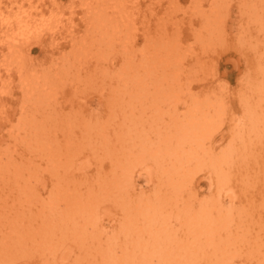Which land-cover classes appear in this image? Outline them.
<instances>
[{
	"label": "rangeland",
	"instance_id": "rangeland-1",
	"mask_svg": "<svg viewBox=\"0 0 264 264\" xmlns=\"http://www.w3.org/2000/svg\"><path fill=\"white\" fill-rule=\"evenodd\" d=\"M84 1L0 0V166L2 167V170L0 169V264L5 256L6 261L3 264H8L12 258L19 263L26 262V264H110V256L115 255L119 259L126 252H132L135 257H139V255L141 256L140 248L135 244H138L140 240L145 241L146 248L150 249L153 245L152 234L156 232L161 222L168 227V232L172 237L188 246L180 249L182 252L191 253V258H183L186 264H206L208 253L211 255V251H209L211 247L202 245L205 241L204 236L202 239H196L193 233L188 231V226L184 223V211L182 212L181 209L184 203L191 204L190 209H185L188 212L185 216L193 211L200 214L208 209H211L214 214L217 212L221 214L234 208L235 219L231 224L233 231L229 234L230 241L233 243L226 246L228 260H233V264H256L254 260L248 262L245 259L243 250L245 235L242 194L239 189V163L234 160L229 169V176L236 180V185H233L236 187L235 194L228 192V186L223 189L218 188L215 180L211 177L210 165L211 149H223L222 146H225L229 141L228 134L231 125L238 130L241 128L239 94L243 91L244 74L249 69V62L245 61V46L237 39L246 20V14L242 8L244 1L192 0V2L191 0H178L179 2H177V0H170L174 1L172 3L168 2L169 0H159L160 3H158V0L156 2L155 0H124L126 2L121 0L127 5L125 11L128 12L124 13L121 19L125 23L121 22V28H118L120 33L116 32L118 35H114L116 40L118 39V43H115L116 46L111 44L109 47H104L103 52L98 51L94 45L89 46L90 61L86 60L84 64L79 63L84 67V71L77 72L72 65L75 59L79 58L71 51L72 46L69 45V39L74 34L72 29L77 32L83 27L86 13ZM194 2L197 3L194 4ZM174 4L178 6L176 7ZM172 6L176 10L174 7L171 8ZM211 6L221 7V10L218 9L219 14L214 16L223 19L220 27L223 29L220 30H224L223 33H226L228 38L222 36L223 38L216 39L209 44V42L203 41L205 38L203 40L198 38L196 30L199 31V28L204 30L205 25V18L202 22V18L198 17L199 12H203L202 9L210 12ZM173 9L176 12L172 11ZM129 12L132 14L129 15ZM196 13L199 14L194 15ZM126 15L127 17L129 15L128 19ZM110 16H114L113 13H110ZM157 16L164 23L158 21ZM24 22L30 26L26 30L27 32L21 28L24 26ZM155 22H157L158 28ZM127 24L133 27H129V31L128 29L124 31L126 27L128 28ZM57 29L59 32L55 33ZM174 29L176 30L174 31ZM123 34H127L128 38L125 35L126 39H124ZM132 34L135 36L133 37L134 42L131 38ZM147 36L150 37L147 38ZM233 36L235 40H233ZM159 37L163 40L166 39L165 43L161 39L160 42L156 40ZM151 38H155V40H151ZM206 38L209 37L206 36ZM122 39L126 44L124 41H122L124 43L120 41ZM173 39H175V45L169 44L168 42L171 43ZM158 42L159 48H156ZM121 47L128 48V51L126 49L124 52ZM141 47L148 53L151 50L150 57L157 51L156 57L159 59L157 60L156 57L153 59L152 56L151 62L154 60L157 64L158 61H161L157 65L154 63L153 66L149 63L150 61L147 64L149 73L152 68L154 69L151 73L154 76L149 75L146 80L150 81L149 99L151 96H156L155 99L158 101L154 102L153 97L151 100H144L143 91H135L136 95H134V90V94L130 98L127 94L129 87L127 90L124 87L122 96L126 101L120 102V105L123 106L119 111L121 117H116L117 115L114 114L105 115L101 121L106 125L104 130L106 137L118 139V136L121 135L122 141L114 140L117 143L116 147H111L112 140L108 145H105L103 137L94 139L93 143L81 141L82 147L88 146V148H82L83 152L80 155V159L84 160V163L81 167L78 163H74L73 166L71 155L68 152V143L71 142L72 137L76 138L79 135V131L69 128V122H73L77 114L82 112L83 114L92 113L89 115L95 114L94 116H96L97 112L104 111V104H108V102H103L98 91L111 94L115 90V83L109 80L110 75L106 72L112 68V63L118 64L117 68H120L121 63L127 61L122 67H126L130 63L129 65L139 71L137 68L139 66L138 58L132 56H135V52L140 53ZM166 54L168 56L170 54L169 57L174 56L176 61L177 59L181 60L183 67L179 75L174 72L175 67L172 71L173 66L167 67L162 64ZM17 56L19 57L16 58ZM105 57L109 59L104 61ZM93 65L97 66L99 73L93 76L92 82L86 81L85 69H92ZM62 68H67L69 71L61 72ZM161 70H164L165 73L162 71V74ZM59 72L60 76H58ZM119 72L118 75H121V69ZM169 72L172 73L167 75ZM155 73L160 81L169 75L168 78L171 81L168 79L165 83L166 86L161 85L164 87L158 88L155 83L160 81L159 79L156 81L158 77H155ZM73 74L76 75V78L72 77ZM65 76L70 78L65 79V82L61 81V78ZM112 76H116V74ZM46 77L49 78H47L48 80L57 79L54 81V85L59 86L56 88L54 86L51 89L53 94L49 102L48 99L41 101V97H39V94L43 95V98L45 97L40 90L44 89L42 86H44L43 82ZM154 78L156 79L154 80ZM27 79L29 81L34 79L33 84L41 86L39 90L37 87L34 90L35 93L38 92L35 96L38 95L39 101L35 97L31 103L26 104L24 101L25 97L31 93L30 91L26 93V85L22 82ZM177 81L179 86H177ZM135 83L136 86L137 83ZM168 83L169 85H167ZM156 85L159 86V84ZM155 87L158 93H155V91L157 92ZM133 89L137 90L135 87ZM162 89L164 92L167 90L169 94L163 92L161 95ZM169 89L173 92H169ZM174 91L178 92V95H175ZM180 92L181 94H179ZM170 93H173V96ZM164 94L167 95L166 98L168 97L166 106L161 102ZM193 94L194 97L191 96ZM136 96L139 98H135ZM169 96L172 101H169ZM23 97L24 99H22ZM189 97H192L190 100L215 105L222 111V116L216 118L218 123H216L215 130L217 132L214 137H211L212 142L207 141V144L195 145L197 149H200L203 144L209 148L207 154L202 152L199 155L204 164L200 165L198 170L188 168L185 163L187 155L179 160L176 155L168 153L167 147H164L163 144H160L158 148L159 141L157 139L150 138L151 125L159 124L158 129H163L166 126L168 120L164 116L166 109L170 107L174 110V107L178 106L180 110L182 103L179 102L183 98L187 101ZM34 101L35 103H32ZM157 102L159 104H156ZM154 112V119L157 121L151 124V113ZM33 113H35L37 121L42 117L46 118L42 120L47 122L46 124L50 128L49 135L55 143L45 138L41 142H29L26 137V134L29 133L28 127L25 124L18 126L17 122L21 120L24 122L27 117L34 119ZM208 114L211 116L210 111ZM48 115L50 116L47 117ZM160 115L163 118H159ZM140 120L145 121L146 128L138 127ZM98 132L99 126L94 133ZM47 143L52 144L50 152L47 150ZM54 148L59 149V152H55ZM57 154L58 158L55 156L53 160L50 159ZM197 156L198 154L194 153L191 160H195ZM57 159L60 166L54 167L53 165L57 164ZM173 160L177 163V169L170 166V162ZM102 162L104 164H101ZM195 164L196 162H193L192 166L195 167ZM123 165L129 167V170H126L122 177L123 185H120V189H118L114 179L121 175L120 168ZM149 165H153V167ZM162 165L164 167L160 168ZM15 168H18V173H14ZM134 168L137 171L132 174ZM70 199L73 202H70ZM80 199L87 205L85 212L81 213L78 208L67 206V203H75ZM128 207H131L133 211L141 210L134 213L136 220L132 228L136 230L126 225L129 217L125 208L128 209ZM151 216H154L155 220H152ZM187 219L190 218L187 217ZM18 226L19 233L16 230ZM150 230L152 234L148 233ZM78 232H82V234L78 236ZM42 234L53 238L52 242L55 244L53 249L42 252L44 248ZM17 237L20 238L18 244L15 240ZM148 239H150L149 242ZM102 252L104 256L101 254ZM82 253H85L84 257H81ZM157 260L156 257H152L151 264H158Z\"/></svg>",
	"mask_w": 264,
	"mask_h": 264
},
{
	"label": "bare ground",
	"instance_id": "bare-ground-1",
	"mask_svg": "<svg viewBox=\"0 0 264 264\" xmlns=\"http://www.w3.org/2000/svg\"><path fill=\"white\" fill-rule=\"evenodd\" d=\"M123 1H121V0L120 1L119 0H111V1L110 0H85L84 1V3H85L84 8L86 10V13H85V18H84L85 21H84L83 27H81L80 28L81 30H79L77 32H75V29H72L74 34L69 39V45L72 46L71 51H73L74 55L76 54L77 57L79 58V59H75V62H73V65H72L77 72H79L80 70L84 71V67L82 65H80L79 63L84 64L85 63L84 61H86V60L90 61L89 60L90 55L88 52L89 46L94 45L98 51L103 52L104 47H109L111 44L115 45V43L118 41V39L116 40L114 35L116 34V32H119L118 28H121V25H122L121 22H124V21H121L122 17L124 16V13L128 12V11H125L127 9L126 8L127 5L124 4ZM194 1H197V0H194ZM243 1L244 2H242L243 3L242 8L246 14V20H245V25L243 26L244 28H242V30L240 31V35L238 36L237 39H238V41L243 43V46H245V49H246L245 61L249 62V69H248V72L244 74L243 91L239 94L240 95L239 101L241 104V121H240L241 122V128L238 130L235 126L231 125V127H230L231 129H230L229 134H228V138H229L228 143L225 146H222L223 149H220V150L219 149H216V150L211 149L210 165H211V177L213 180H215V183L218 186V188L223 189L225 186H228V188H229L228 192L235 194L236 187H234L233 185H236V180L233 177L231 178V176H229V172H230L229 169L232 167L234 160L239 163V168H238L239 173H240V178H239L240 188L239 189L241 190V194H242L241 201L243 202V225H244V235H245L243 250L245 251V259L248 262L254 260V261H256V264H264V0H243ZM124 2H126V1H124ZM155 2H156V0H155ZM168 2L173 3L174 1L169 0ZM177 2H179V1L177 0ZM212 2H214V0ZM216 2H217V0H216ZM158 3H160V1ZM196 3L194 2V4H196ZM151 4H153V3H151ZM175 4H177V3H175ZM194 4H192V5H194ZM82 5H83V2H82ZM212 5H214V4L212 3ZM173 7L174 6H172L171 8H173ZM195 7H198V6H195ZM228 7H229V4H228ZM149 8H150V6H149ZM174 9H175V7H174ZM174 9L172 11L176 12L175 11L176 9L175 10ZM218 9L221 10V7L220 8H214L211 6L210 12H208L205 9L204 10L202 9L203 12H199L200 15L198 17L202 18V22L204 21L203 18H205V25H204V30H201L200 28H199V31H198V29L196 30L197 35L199 36L198 37L199 39L203 40L205 38V40H203V41L209 42V44H211L210 42H212L216 39L219 40L222 36L224 38L228 36L226 33H223L224 30L223 31L220 30V29H223V28H220L222 26L223 19L221 17L219 18V17L214 16V15L219 14ZM166 10H168V9H166ZM169 10L171 11V9H169ZM198 10H200V8H198ZM198 10H197V12H198ZM110 13H113L114 16H110ZM171 13L173 14V12H171ZM199 13H196L194 15H197ZM131 14L132 13L129 12V15H131ZM129 15H128V17H129ZM168 15H170V14H168ZM158 16H157V18H158ZM160 16H162V15H160ZM128 17L126 15L127 19H128ZM161 20L162 19H159L158 21H161ZM176 20L178 22V19H176ZM176 20H174V21H176ZM20 21H22V20H20ZM126 22H127V20H126ZM119 23H121V24H119ZM156 23L157 22H155V24ZM162 23H164V22H162ZM132 24H134V23H132ZM147 24H148V22H147ZM127 25H128V28L126 27L124 31H127V29L129 31V27H133V26H130L129 24H127ZM144 27H146V26H144ZM156 27H157V24H156ZM176 27L178 28V26H176ZM21 28L25 32L28 28H30V26L27 23H25L24 26H21ZM194 28H195V26H194ZM142 29H141V31H142ZM176 29H174V31ZM130 30H133V29L130 28ZM144 30H146V29H144ZM178 31H179V29H178ZM35 32L37 33V31H35ZM58 32H59V30L57 29V31H55V33H58ZM130 32H128L129 35H130ZM150 32H151V30H150ZM122 33H124V32H122ZM166 34H167V32H166ZM116 35H118V34H116ZM125 35L128 38V35L127 34H125ZM148 35H149V33H148ZM126 36L123 38L126 39ZM143 36H146V35H143ZM176 36H177V33H176ZM206 36H208L209 38H206ZM133 37H135V36H133V34H132L131 38L133 39ZM149 37L150 36H147V38H149ZM160 37H159V39L156 38V40H159V42L161 39ZM173 37H174V35H173ZM13 38L17 39L15 37H13ZM170 38L172 39V37H170ZM177 38H179V37H177ZM152 39L153 38H151V40ZM195 39H197V38H195ZM153 40H155V38ZM161 40H163V39H161ZM174 40L175 39H173V41ZM233 40H235L234 36H233ZM120 41L122 42L124 40L122 39ZM163 41L165 43L166 39ZM169 41H171V40H169ZM124 42H122V43H124ZM133 42H134V39H133ZM159 42L157 43L156 48H159L158 47ZM172 42L171 43L168 42V43L173 45L175 43V41L173 43ZM176 42H177V40H176ZM124 44H126V42ZM154 44H155V41L152 45L154 46ZM129 45H132V44H129ZM214 45H216V44H214ZM234 45H235V43H234ZM121 46H122V44H121ZM166 46H167V43H166ZM185 46H186V44H185ZM82 47H83V49H82ZM169 48H170V46H169ZM121 49H123V48L121 47ZM126 49L128 51V48H126ZM126 49L125 48L123 49L124 52L126 51ZM143 49L144 48L141 47L140 50H142V51L140 53L135 52V56H132V57L138 58L137 62H138L139 66L137 68H139V71L137 68H136L137 70H135V67H132L131 65H129L130 63L127 64L126 67H122L123 64H126L128 62L127 61L128 59H127L126 63H121L120 68H117L118 64L112 63V68L106 72L110 75L109 80L112 83H115V88H114L115 90L111 94L105 93V91H101V90L98 91L99 96L102 98L103 102H108V104H104V107H105L103 109L104 111L101 109L103 112H100V113L97 112L96 116H94L95 114L90 116L92 113L91 114L87 113L88 114L87 115V114H83V112H82V113L77 114V116L73 119V122H69V128L76 129V131H79V133H78L79 135L76 138L72 137L71 142L68 143V145H69L68 146V152L71 155L70 158H71V161L73 163V166H74V163H78L79 167H81L82 164L84 163V160L80 159V155L83 152L82 148H88V146L82 147L81 141L82 142L87 141L88 143L89 142L93 143L94 139L103 137L104 138L103 142L105 145H108L110 140L113 141L111 144V147L117 146V143H115L114 140H116V141L121 140L122 141L123 137L121 135L118 136V139H109L108 137H106V135L104 133V130L106 129V125L101 121L105 115L114 114V115H117L116 117H121V112H119V111L123 106L120 105V102L126 101V99L122 96V93L124 94V91H122L123 89L126 88V90H127V87H129V91H127L128 92L127 94L130 98H131V95L134 94L133 93V90H134V92L135 91L136 92L143 91V97H145L144 100L149 99V93L151 92L150 86H149L150 81H146V80H148L149 75H151V73H152V71H154V69L152 68L151 73H149V69L147 67V64H148V61H150L149 63L153 66L154 63H155V65H157L158 62H161V61H158L157 64H156V62H154V60H153V62H151L152 58L153 59L157 58V60L159 59V57H156L158 55L157 51H156L157 55L154 53L155 54V56H154V54L152 53L153 57L151 56L152 57L151 58L149 55L151 50L148 53L147 51H143ZM189 49H191V48L189 47ZM154 50H156V49H154ZM15 52H17V51L15 50ZM174 52H175L174 54H176V51H174ZM127 53H129V52H127ZM130 53H133V52H130ZM20 54H21V52H20ZM91 54H93V53H91ZM15 56H16V53H15ZM19 56H21V55H19ZM19 56H17L16 58H18ZM165 56H168V54L164 55L162 64L167 66V67L173 66V68H171L172 71L175 67L174 72L177 75H179L181 70H182V67H183L181 60L177 59V61H176L174 56H173L174 58L169 57L170 54H169L168 58H165ZM106 57L104 58V61L109 59V58L106 59ZM154 57H156V58H154ZM176 58H177V56H176ZM157 60H155V61H157ZM182 61H183V59H182ZM67 62H69V61H67ZM132 62L133 63L135 62L134 59L132 60ZM137 62H136V64H137ZM159 64H161V63H159ZM180 64H181V67H180ZM201 64H202V62H201ZM61 66H63V65H61ZM120 69H121L122 74L118 75V72L120 71ZM161 69H162V67H161ZM155 70H157V68H155ZM167 70H168V68H167ZM68 71L69 70L67 68H62V70H61V72H68ZM136 71L139 73H137ZM162 71L164 72V70H161V72ZM19 72H21V71H19ZM114 72H116V73H114ZM163 72H162V74H163ZM98 73H99V70L97 69V66H95V65L92 66V69L86 68L85 69L86 81L92 82L93 76L95 74H98ZM113 73L116 74V76H112V75H114ZM171 73L172 72H169V73H167V75L171 74ZM175 73H173L174 76H175ZM35 74H38V73H35ZM67 74H69V73H67ZM160 74H159V76H160ZM58 76H60V72H59ZM151 76H154V75H151ZM169 76H166V78H164V79L162 78L163 80L166 79V81H163V80L160 81V78L156 74L155 77H158V78L157 79L154 78V80L156 79V81H157L159 79L160 82L158 83V81H157V83H155V86L158 88L164 87V86L162 87L161 85L166 86L165 83H167ZM35 77H37V76H35ZM72 77L76 78V75L73 74ZM47 78L48 77H46L45 81L43 82L44 86H42V87H44V89L40 90V92H42L45 97L43 98V95H41V94H39V97H41V101L48 99L47 101L49 102V99L51 100V97L53 94L51 92V89H53V87L55 86L54 81H57V79L48 80L49 78L48 79ZM67 78H70V77L65 76V77L61 78V81H64ZM104 78L107 79V77H104ZM176 78H178V77H176ZM58 79H59V77H58ZM150 79H151V77H150ZM32 81H29L28 79L22 80L23 84L26 85V88H25L26 90L24 89L25 91H27L26 93H29V91L31 92L27 97H25V95H26V93H25V95H24L25 99H24V97L22 98V99H24L26 104L28 102L31 103V100L34 99V97L37 101L40 100L38 95H37V97L39 100L35 96L38 92L35 93L34 90L36 89V87L39 90V87H41V86L38 87V85L37 86L34 85ZM36 81H38V80H36ZM34 82H35V80H34ZM135 82L137 83V85H136L137 87L134 85ZM153 82H155V81H153ZM178 83L179 82L177 81V86H179ZM156 84H159V86H157ZM167 85H169V83ZM57 86H55V88ZM131 86H132V91H131ZM133 87L137 88V90L133 89ZM156 87L154 88L155 90H157ZM60 88L62 89V86ZM175 88H177V87H175ZM162 90L160 91L161 95L164 92V89H162ZM136 92L134 95H136ZM165 92H167V90ZM169 92H173V91L169 89ZM181 92L179 94H181ZM155 93H158V90H157V92L155 91ZM159 94H157V95H159ZM170 94H171V96H173L172 95L173 93H170ZM161 95H159V96H161ZM175 95H178V92L177 93L175 92ZM166 96L167 95H165L161 99L162 105L164 104L165 106L167 105V102H168L167 101L168 97L166 98ZM171 96H169V101H172ZM191 96L194 97V94ZM152 97L153 96H151L149 100H151ZM155 97H153V99L155 100L154 102H156V100H157V99H155ZM135 98H139V97L136 96ZM158 99H159V97H158ZM190 99H192V97H189L187 99V101H186V99L183 98V100H181L179 102V103H182V107H180V110L178 109V106L174 105V103H173V105L176 106V107L173 106L174 110H172L170 107L167 108V109H171V110L166 109V112L164 113L165 118H168L166 126H164L163 129H161V128L158 129L159 124L158 125H151V127H150L151 129L149 128L150 129V138L157 139L159 141V143L157 145L158 148H159L160 144H163L164 147H167V152L176 155L177 159H179V160H181L184 155H187V159L185 160V163L188 166V168L191 170H198L200 168V165L204 164L202 162V160L200 159L199 155L202 152H204V154H207V152H209V148L205 147L204 145L207 144V141L212 142L211 137L212 136L214 137L216 132H217V130H215V128H217V127H215L216 123H218V122H216V118L217 117L220 118L222 116L221 115L222 111L219 110V108L217 109V106H215V105H212V104L208 105L205 102H200V101H196V100L194 101V100H190ZM201 99H203V97H201ZM35 101L32 103H35ZM48 102H46V103L49 104ZM148 104H150V103H148ZM156 104H159V103L157 102ZM42 105H44V104H42ZM207 106H208V108H206ZM45 107H46V105H45ZM159 107H160V105H159ZM183 108H184V110H183ZM205 110H207V111H205ZM30 111H32V110H30ZM145 111L144 112L142 111V112L145 113ZM153 111H156V110H153ZM209 111L211 112V116L208 114ZM48 112H50V111H48ZM161 113H163V110H161ZM26 114H25V116H26ZM34 114L35 113H33V115H32V117L34 119L27 117L26 120H24V122H23V120H21V121L18 120L19 122H17L18 126H24V124H25L28 127L29 133L26 134V137L29 139V142H34V141L35 142H41V140H43L45 138L48 141H52L55 143V141L49 135V129L50 128L46 124L47 122L45 123V121L42 120L44 117H42V119L40 118L41 120L39 119L37 121V120H35ZM49 116L50 115H48L47 117H49ZM154 116H155V112L151 113V124H154L157 121L156 119H154ZM52 117L54 118V116H52ZM52 117H50V118L52 119ZM159 118H163L162 115H160ZM29 119H31V120H29ZM44 119H46V118H44ZM61 120H63V119H61ZM100 122H101V124H100ZM118 124H119V120H118ZM234 125H235V123H234ZM98 126H99V132L94 133ZM140 126L143 128L147 127L144 120L139 121L138 127H140ZM11 128H12V126H11ZM18 128H21V127H18ZM12 132H14V131H12ZM15 133H16V130H15ZM16 135L17 134H15V136ZM173 142H174V144H173ZM201 143H205V144H203V146H201L200 149H197L195 145L201 144ZM51 148H52V144L47 143V150L49 152L51 151ZM54 151L59 152V149L54 148ZM194 153H197L198 156L195 160H191ZM55 156L58 158V154H57V155L50 157V159L53 160V157H55ZM61 159H62V157L60 158V160ZM80 161H82V162H80ZM56 162H57V164L55 163L53 166L59 167L60 164H58L59 163L58 159ZM193 162H196L195 167L192 166ZM101 164H104V163L102 162ZM149 166L153 167V165H149ZM170 166L173 169H175V168L177 169V163L174 162V160L170 162ZM163 167H164V165H162V167H160V168H163ZM116 168H118V167H116ZM0 169L2 170V167ZM120 169L122 172L121 175L117 176L114 179V183L118 187V189H120V185H123L122 177L125 175L126 170L127 171L129 170V167L123 165ZM136 171L137 170H135V168H134L131 173L132 174L136 173ZM14 173H18V168L14 169ZM220 194H221V192H220ZM70 202H73V200L70 199ZM232 203H233V201H232ZM149 205H148V208H149ZM190 205L191 204L184 203L183 207L181 208L182 212L184 211L183 212L184 217H185L184 223L187 224L188 231L190 233L192 232L196 239H202L203 238L202 236H204L205 241L203 242L202 245H204L205 247H208V248L211 247V250L209 249V251H211V255L208 253L209 257L206 259V264H233V262H234L233 260H231V261L228 260V254L226 251V246L233 243L232 241H230L231 237H229V234L233 231L231 224L233 223V221L235 219L234 208L231 209L230 211L227 210L226 212H223L221 214L219 212H217V214H214V212L211 209H208V210H204V212H202L200 214L198 212L196 213L195 211H193V212L189 213L187 216H185L188 213L187 211H185V209L186 208L190 209V207H189ZM67 206H70L74 209L78 208L81 213H83L87 210V205H85L81 199L75 203H67ZM125 210L127 211V214L129 217V219L126 221V225H127V227L132 228L134 226L135 220H136L134 213L137 211H141V210L138 209V210L133 211V210H131V207H128V209L125 208ZM187 217H189L190 219H187ZM151 219L155 220V217L151 216ZM16 230H17V233L20 232L19 226L17 227ZM133 230H136V229H133ZM148 233L152 234V231L150 230ZM81 234H82V232H78V236H80ZM152 235H153V239H152L153 245L150 249L146 248L147 245H146L145 241L140 240L138 242V244H135L136 247L140 248L141 256L139 255V257H135L132 252H126L123 256H120L119 259L116 258L115 255L110 256L111 257L110 264H151L152 257H156L158 259L157 260V261H159L158 264H169V263L170 264H173V263H175V264H186V262L183 258H191V253L180 251V249L186 248L188 246L183 244L182 241H178L177 239L172 237V235H170L168 232V227L163 222L160 223L159 228ZM42 236H43L42 238H43V242H44V248L42 249V252L53 249L54 245H55L52 242L53 238L51 236L46 235V234H42ZM15 240H17L16 244H18L20 242L19 237H17ZM149 240L150 239H148V242H149ZM101 254L104 256L103 252ZM84 256H85V253H82L81 257H84ZM141 258H144V259H141ZM5 261H6V256L2 258V264ZM8 264H26V262L19 263L18 261H15L12 258Z\"/></svg>",
	"mask_w": 264,
	"mask_h": 264
}]
</instances>
